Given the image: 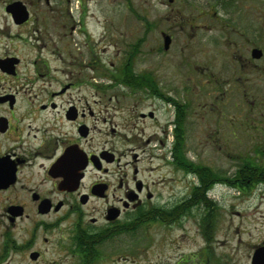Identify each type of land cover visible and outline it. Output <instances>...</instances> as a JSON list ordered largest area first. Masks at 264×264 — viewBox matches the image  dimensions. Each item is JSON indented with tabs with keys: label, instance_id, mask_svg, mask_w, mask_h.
I'll return each mask as SVG.
<instances>
[{
	"label": "flooded vegetation",
	"instance_id": "flooded-vegetation-1",
	"mask_svg": "<svg viewBox=\"0 0 264 264\" xmlns=\"http://www.w3.org/2000/svg\"><path fill=\"white\" fill-rule=\"evenodd\" d=\"M209 1L197 9L206 24H181L173 10L150 45L144 27L102 76L83 0H0V264H134L135 256L143 262L135 264H264V232L238 234L230 247L222 202L207 196L222 183L197 191L199 176L173 151L188 140L182 91L191 92L175 76L197 69L196 55L204 71L235 68L184 74L239 76L242 106L252 108L240 111L238 127L246 135L261 125L263 137L250 140L264 144L257 0ZM181 32L195 39L185 61Z\"/></svg>",
	"mask_w": 264,
	"mask_h": 264
},
{
	"label": "rangeland",
	"instance_id": "rangeland-1",
	"mask_svg": "<svg viewBox=\"0 0 264 264\" xmlns=\"http://www.w3.org/2000/svg\"><path fill=\"white\" fill-rule=\"evenodd\" d=\"M83 2L84 7L88 8L90 13L92 12V16L87 15L85 18L88 21L89 34L94 36L90 37V40H100L97 51L99 49L102 76H108L107 73L111 72L107 70L109 63L115 62L118 55L124 53L127 48L125 42L136 44L144 27L149 32L143 47L150 45V41L157 36L159 29H164L168 23L172 22L173 10L180 11L181 24L193 20L201 26L210 21L209 16H199L197 12V9L207 10L209 0H173L171 3L168 0H83ZM256 4L260 8V13L256 15L258 20L256 24L260 26L263 38L264 0H257ZM218 15L228 21L234 20V24H238L237 21L241 20L236 12L219 11ZM113 35L115 38L111 41L109 36ZM180 40L183 41L180 44L183 48L180 59L185 61L188 57H192L189 50L195 39L181 32ZM261 42L263 43V39ZM145 49L150 51L149 46ZM141 50L144 49L141 48ZM200 57L196 55L194 56L195 61L192 59L193 63H197V69L191 68L190 70L181 66L182 75L175 76L181 90L184 88L191 90L185 93L182 91L184 100L189 101L185 120L188 140L184 144V150L192 163L208 167L219 176L218 182L222 184L219 183L213 187L207 196L210 200L222 202L219 206L225 218V226L228 227L229 246L233 247L238 234L264 232V186L256 188L254 184L244 187L241 191H236L231 187L234 184L232 179L237 164L241 165L242 162L247 161L261 164L259 160H264V144L252 143L250 140L253 136L260 140L259 137H263L262 129L259 125L258 130H248L245 135L238 127L240 111L244 108L245 110L252 108L248 103L242 106L239 76H187L184 74V72L196 75L210 72L230 73L235 69L229 65L225 70L221 64H217L208 66L209 69L204 71L205 64ZM258 93L261 104L264 105V76L260 77ZM215 97L218 98L216 103ZM221 97L223 101L220 100ZM246 99L250 98L246 97ZM205 104L206 106L203 107ZM212 104L217 105V108L211 110ZM222 113L226 117L225 120L220 116ZM254 116L257 118V115ZM181 178L187 183H196L193 177L186 176L185 173L184 176L181 174ZM180 190L183 191L182 188ZM157 248L156 241H154L149 247L153 251L150 250L147 254H153ZM134 258L136 259L134 264L143 263L141 257L135 256Z\"/></svg>",
	"mask_w": 264,
	"mask_h": 264
},
{
	"label": "trees",
	"instance_id": "trees-1",
	"mask_svg": "<svg viewBox=\"0 0 264 264\" xmlns=\"http://www.w3.org/2000/svg\"><path fill=\"white\" fill-rule=\"evenodd\" d=\"M181 111L183 112V110ZM180 133L182 134V128L180 129ZM179 139L180 141L178 144L174 145L173 151L179 154L181 169L191 168V170H194L199 176L200 183H197L196 190L198 191L200 189L199 186H202L205 190L215 185L219 180V176L216 173L212 172L208 167L194 164L189 161L184 155L185 150L182 138L180 137ZM263 168L264 167L259 166L255 161L243 162L234 173L232 182L234 183V179H236L241 185L245 187H249L248 185H254L258 182H264Z\"/></svg>",
	"mask_w": 264,
	"mask_h": 264
},
{
	"label": "water",
	"instance_id": "water-1",
	"mask_svg": "<svg viewBox=\"0 0 264 264\" xmlns=\"http://www.w3.org/2000/svg\"><path fill=\"white\" fill-rule=\"evenodd\" d=\"M168 45H169V44H168V39H167V37H166L165 42H164V47L167 48Z\"/></svg>",
	"mask_w": 264,
	"mask_h": 264
}]
</instances>
